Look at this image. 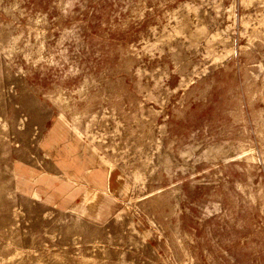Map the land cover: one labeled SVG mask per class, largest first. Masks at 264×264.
Listing matches in <instances>:
<instances>
[{
    "label": "rangeland",
    "instance_id": "1",
    "mask_svg": "<svg viewBox=\"0 0 264 264\" xmlns=\"http://www.w3.org/2000/svg\"><path fill=\"white\" fill-rule=\"evenodd\" d=\"M0 264H264V0H0Z\"/></svg>",
    "mask_w": 264,
    "mask_h": 264
},
{
    "label": "crops",
    "instance_id": "2",
    "mask_svg": "<svg viewBox=\"0 0 264 264\" xmlns=\"http://www.w3.org/2000/svg\"><path fill=\"white\" fill-rule=\"evenodd\" d=\"M111 175V174H110ZM110 178V177H109ZM108 183H109V179H108V182H107V186H108Z\"/></svg>",
    "mask_w": 264,
    "mask_h": 264
}]
</instances>
